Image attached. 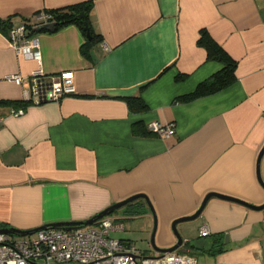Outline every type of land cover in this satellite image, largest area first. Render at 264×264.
Returning <instances> with one entry per match:
<instances>
[{"label":"crops","instance_id":"1","mask_svg":"<svg viewBox=\"0 0 264 264\" xmlns=\"http://www.w3.org/2000/svg\"><path fill=\"white\" fill-rule=\"evenodd\" d=\"M86 2L100 41L84 53L74 24L37 33L45 76L74 72L76 93L59 102L22 104L23 87L6 77L29 76L39 65L17 54L9 29H0L2 227L85 221L144 194L157 216L155 243L168 248L176 242L173 220L193 214L209 192L263 204L256 160L264 145V0H0V20L16 26L36 12ZM201 30L236 62L235 81L178 101L222 69L197 44ZM133 98L146 108L131 110ZM19 108L23 115L9 114ZM152 122L174 135L158 137ZM260 177L264 182V155ZM148 212L138 199L111 217L124 223L123 232L145 218L137 231L149 234ZM204 225L207 237L199 235ZM177 228L196 264H264V209L212 197L192 224ZM133 233L117 239L136 243ZM212 241L220 253L206 252Z\"/></svg>","mask_w":264,"mask_h":264},{"label":"built area","instance_id":"2","mask_svg":"<svg viewBox=\"0 0 264 264\" xmlns=\"http://www.w3.org/2000/svg\"><path fill=\"white\" fill-rule=\"evenodd\" d=\"M54 22L46 11H39L30 18L8 30V42L19 55L31 56L39 65L29 76L11 74L6 80L23 87V101L30 105L59 102L76 93L74 72L64 70L52 76H45L40 68L41 54L37 33L30 28ZM11 116L24 114V109H11ZM1 121V118H0ZM148 129L160 138L174 135V128L152 122ZM2 226H0L1 228ZM123 222L112 217H103L92 225L74 228L40 229L33 237H17L0 233V264H196L193 255L188 254L182 244L171 252L159 253L152 249L150 254L135 247L127 240L110 236L122 232ZM204 225L199 230L201 237L209 235ZM14 237L10 239L9 237ZM29 237V238H28Z\"/></svg>","mask_w":264,"mask_h":264},{"label":"trees","instance_id":"3","mask_svg":"<svg viewBox=\"0 0 264 264\" xmlns=\"http://www.w3.org/2000/svg\"><path fill=\"white\" fill-rule=\"evenodd\" d=\"M91 8V3L86 2L67 8L46 11L54 17V22L56 24L55 30H58L59 28L67 24H74L81 30L82 35L85 37V43L81 47L83 53L87 50L88 47L100 41V36H98L94 32L89 20V13ZM81 12H84L86 16L85 21L90 33V39L86 38V31L84 29L83 20L75 19V16ZM11 27L12 26L8 21L0 20V29L7 30ZM29 33H33V28H30ZM197 44L205 48L208 59L220 62L222 64V69L210 76L208 79L200 82L192 93L178 98V101H190L202 96L216 93L235 81L234 73L236 69V62L211 38L207 31H200V36L198 38ZM184 77V75H178L176 79L183 80ZM0 103L4 102L0 101ZM22 104H25V102L23 101ZM128 105L131 110L134 111H143L146 108V105L142 101H140L139 98L129 99ZM183 245H185L188 249L191 248V246H189V243L187 242L183 243ZM198 249L204 251V249ZM206 252L220 253L221 248L215 249L214 242L212 241L210 247L206 250Z\"/></svg>","mask_w":264,"mask_h":264},{"label":"water","instance_id":"4","mask_svg":"<svg viewBox=\"0 0 264 264\" xmlns=\"http://www.w3.org/2000/svg\"><path fill=\"white\" fill-rule=\"evenodd\" d=\"M85 17H86L85 13L81 12L75 16V19L83 20L84 29L86 31V38L90 39V33H89L88 28L86 26ZM55 29H56L55 22H50V23H46V24L40 25L38 27H35L33 29V32H35V33H40L42 31L54 32ZM263 155H264V145L262 146V148H261V150L257 156V160H256V173H257L258 182L261 184V186L264 189V182L262 181V179L260 177V162H261ZM212 197H216V198H219L222 200H227V201L239 203V204H242V205H244L248 208H251L253 210H263L264 209V203L261 205H253V204H249L248 202H245V201L238 199V198H235V197L227 196L224 194H219L216 192H209L203 198L201 204L199 205V207L196 209V211L193 214L182 216V217H179V218H176L175 220H173V222L171 223V230H172L173 235L176 238V242L168 248H159L155 243V234H156V230H157V217H156L154 208H153L149 198L144 194H135V195L130 196V197H128L122 201L116 202L115 204H112L111 206L107 207L106 209L102 210L98 214L92 216L91 218H89L85 221L56 222V223L43 225V226H40L38 228L30 229V230H21V229L14 228V227H1L0 233L6 234V235L17 236V237H24L26 235H31V234L35 233L36 231H38L40 229H45L47 227L74 228L77 226L92 225L96 221L100 220L103 217L111 215L116 210H119L120 208L124 207L125 205H127V204H129L135 200L143 199L148 206L149 212L153 216V229H152L150 239H149L151 249L153 251L159 252V253L171 252V251L178 249L183 244V238L177 230V224L197 219L200 216V214L202 213V211H203L205 205L207 204L208 200ZM0 226H2V225L0 224Z\"/></svg>","mask_w":264,"mask_h":264},{"label":"rangeland","instance_id":"5","mask_svg":"<svg viewBox=\"0 0 264 264\" xmlns=\"http://www.w3.org/2000/svg\"><path fill=\"white\" fill-rule=\"evenodd\" d=\"M137 200L125 205L124 207L120 208L119 210H116L114 213L115 214H124L123 211L124 209H127L128 207H130L131 205H133ZM141 210H138V211H132V212H126V213H130L132 215L136 214V213H140ZM114 213H112L111 215H108L107 217H111ZM149 213V212H148ZM151 215V213H149ZM157 217V216H156ZM145 218L144 219H139V218H136L132 221L131 223V226L127 225V229L125 232H120V233H115V232H112L110 233V236L113 237V238H117V237H124L125 234L127 232H134L133 234L135 235V240L137 241L136 243L134 242L133 244H135L139 249L141 250H146V254H150L149 250L151 248V245L149 243V239H150V235H151V232H152V229H153V216L151 215V231L149 234H141L140 231H137L138 228H140L141 226L145 225ZM196 220V219H195ZM194 220L192 221H187V222H183V223H179V224H185V225H189V224H192ZM149 222V221H148ZM157 227H158V223H157ZM158 229V228H157ZM136 230V231H135ZM178 232L180 233V235L182 236V238L184 237L183 234L180 232V230L177 228ZM157 232V230H156ZM188 233H191L190 230H188ZM192 233H196V231H193L192 230ZM156 235V234H155ZM34 235H31L29 237H33ZM28 237V238H29ZM156 237V236H155ZM10 239L14 238V237H9ZM202 239V238H201ZM206 239V238H205ZM203 239V240H205ZM156 241V240H155ZM185 251H186V248H183ZM188 252V251H186Z\"/></svg>","mask_w":264,"mask_h":264},{"label":"clouds","instance_id":"6","mask_svg":"<svg viewBox=\"0 0 264 264\" xmlns=\"http://www.w3.org/2000/svg\"><path fill=\"white\" fill-rule=\"evenodd\" d=\"M184 243V242H183Z\"/></svg>","mask_w":264,"mask_h":264}]
</instances>
